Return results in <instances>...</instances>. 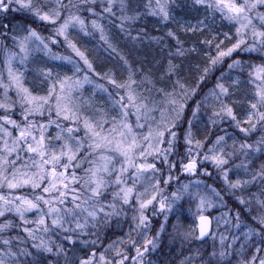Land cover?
<instances>
[{
  "label": "snow or ice",
  "instance_id": "obj_1",
  "mask_svg": "<svg viewBox=\"0 0 264 264\" xmlns=\"http://www.w3.org/2000/svg\"><path fill=\"white\" fill-rule=\"evenodd\" d=\"M172 247L264 264V0H0V264Z\"/></svg>",
  "mask_w": 264,
  "mask_h": 264
},
{
  "label": "trees",
  "instance_id": "obj_2",
  "mask_svg": "<svg viewBox=\"0 0 264 264\" xmlns=\"http://www.w3.org/2000/svg\"><path fill=\"white\" fill-rule=\"evenodd\" d=\"M145 25H146V27H147V29H148V31H149V33H151V34H158L156 31H155V20H153V19H151V18H149L148 20H146V21H144L143 22ZM90 40H91V38H84L83 39V41H85V44L86 45H84L85 47H87L88 49H89V51H91V49H92V44L93 43H98L99 42V37L98 36H96V38H95V41H92V42H90ZM155 50H150V49H148V48H145V52H149L150 53V55L152 54V52H154ZM173 248V247H172ZM165 249V257L168 259V260H170L171 262H172V264H177L178 262H179V260H180V256H181V252L179 251L178 252V249H179V247L176 249L177 250V252H178V256H176L172 251H173V249ZM176 248V247H175Z\"/></svg>",
  "mask_w": 264,
  "mask_h": 264
},
{
  "label": "rangeland",
  "instance_id": "obj_3",
  "mask_svg": "<svg viewBox=\"0 0 264 264\" xmlns=\"http://www.w3.org/2000/svg\"><path fill=\"white\" fill-rule=\"evenodd\" d=\"M84 45H86V44H85V41L82 40V46H84ZM84 47H85V46H84ZM60 51H63V50L61 49ZM177 248H178V247H176V248L173 247V248H172V249H173L172 252H173L176 256H178V252L180 251V249H178V252H177V250H176ZM180 252H181V251H180ZM180 259H181V256H180ZM177 264H179V262H178Z\"/></svg>",
  "mask_w": 264,
  "mask_h": 264
}]
</instances>
